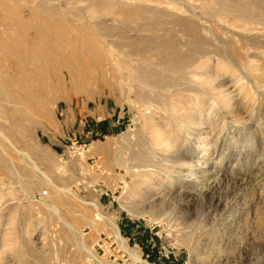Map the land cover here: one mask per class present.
Wrapping results in <instances>:
<instances>
[{
    "label": "rangeland",
    "instance_id": "rangeland-1",
    "mask_svg": "<svg viewBox=\"0 0 264 264\" xmlns=\"http://www.w3.org/2000/svg\"><path fill=\"white\" fill-rule=\"evenodd\" d=\"M220 1L69 0L62 25L25 18L55 87L0 108V264H264V6L226 0L252 10L239 19ZM206 55L209 84L190 78Z\"/></svg>",
    "mask_w": 264,
    "mask_h": 264
},
{
    "label": "bare ground",
    "instance_id": "bare-ground-1",
    "mask_svg": "<svg viewBox=\"0 0 264 264\" xmlns=\"http://www.w3.org/2000/svg\"><path fill=\"white\" fill-rule=\"evenodd\" d=\"M44 1H45L44 3L46 4L45 6L47 8L56 9V10L61 8V7H63V6H65L66 3L69 2V0H44ZM197 1H199V0H197ZM16 2H18V1L17 0H0V13L2 12V14H0V29L7 30V31H10V32H15L14 36H17V38H13V36H8L5 39L2 36H0V108H2L3 110L5 109L7 111L11 110L12 106H15V105L20 104V103H24L22 93L23 94L27 93L28 95L39 94V95H44L47 98H49L50 94L52 92L51 88L55 87V83L54 82H52L48 78L40 77V75H39L40 68H38V66L36 64H37L39 56L41 54V53L39 54L37 50L39 49V47L42 48L41 47V43L39 42L40 39H38V37L36 35H33V37L30 40H28L27 42H22L20 40V38H19L20 37V33H19V31L17 29L18 28H23V27H29L32 24V23H29V21H27L25 18H29V20L30 19H39L38 22H40L41 25L46 26L48 28H53V27H56L58 25H62L61 21L54 17V13L56 12V10L48 11V12L46 11L47 14H48V17L45 18L44 14H40L39 11H35L32 8H29L27 10V12H23L21 10H18L17 6L15 4ZM261 2H262V5L264 6V0H261ZM40 3H41V5H43L42 6V10H40L42 12L43 9H44V3L43 2H40ZM203 3H204V1H203ZM209 4L210 3H208V6H210ZM55 5H58V6L55 7ZM220 5H222L223 8H226V7L229 6L230 7V9H228L229 13H226V14L230 15L233 18L234 17H238L239 19H242V18L249 19V20L253 19L251 17L252 10L249 7H247V4L245 5V3H243V2L233 3V2H228V1L225 0V1H220ZM259 5H257V6L259 7ZM26 6H28V5H26ZM204 6H205V3H204ZM208 6H205V7H207L206 9H208ZM25 8H28V7H25ZM259 11H260V13H258V15L254 16V20H256V22H258L260 24H264V13H263V10L260 7H259ZM206 12H209V11H206ZM252 23H253V21H252ZM34 24L35 23H33V25ZM37 28H38V26H37ZM31 29H33V28H31ZM237 31L238 30H236V32ZM36 33H37V31H36ZM73 40H74L73 38H70L67 41H65V40H62V41L65 42V46H67L68 44L71 45ZM52 46H54V45H52ZM39 51H41V50H39ZM73 55H74V53L57 52V56H61L67 62L69 60H71ZM50 56L52 57V55H50ZM197 58H198V56H197ZM215 60H217V58ZM211 62L213 63V61H212V59H211V57L209 55H206L202 59H198L196 61V63L194 64L195 66H193V68L190 70V73H191L190 76L191 77L188 76V75L186 77L187 78L188 77L193 78L194 81H197L198 83L209 84L210 82L208 81L207 75H205V73H206V67H207L206 65H209ZM58 63H59V61H58ZM215 63H216V61H215ZM210 66H212V64ZM148 67H150V66H147V68ZM84 68L90 70V67H89L87 61L84 62ZM189 68H186V70L189 69ZM222 68L226 72H230L231 71V69L227 68V66H225V65H223ZM257 68L260 71L259 74H261V75L263 74L264 75V68L261 67V65L259 67H257ZM57 69L58 68H56V67L54 68L53 67V74H54L55 77L60 76L58 74L59 72L57 71ZM101 69H104L105 71L111 72V70L108 69L105 65L101 66ZM146 70H148V69H146ZM155 72H156V70H155ZM173 73H175V71H173ZM66 77L68 78V81L73 80V78H74L73 72L68 71V76H66ZM58 79H59V83L60 84H62L64 82L62 77H58ZM143 79H145V81L143 82L144 86L149 87L152 90H157L158 92H160V93H158V96L160 97L161 94L164 92V91L161 92V89L158 90V88H157L158 86H160V82L155 80L151 76H149L147 78L145 77ZM60 80H62V81L60 82ZM237 81H239V80H237ZM149 84H151V85H149ZM169 86H170V84H169ZM166 88L167 87H165L164 90H166ZM167 89L170 90L171 88L170 89L167 88ZM219 90L220 91H218V93H217L219 95V97H220V100H219L220 102L219 103L221 104V106L223 105V107L224 106H229V104H228L229 103L228 102L229 101V95H228L227 90H224V89L223 90L219 89ZM28 98H31V96H29ZM41 100H43V99H41ZM20 106H22V105H20ZM3 110L0 109V113L1 114H2L1 111H3ZM199 116H201V115H199ZM180 117L184 118L185 127H187L188 131H190L192 129L193 124H197V121L193 120V119H190L188 117V115L182 114V115H180ZM7 118L10 121H18L22 117L19 118V116L13 114V115L7 116ZM180 126L183 127L182 125H180ZM178 130H180V129H178ZM180 131L182 132V130H180ZM201 136H202V134H201ZM1 137H3V135ZM168 141L169 140L164 141V145L166 147L164 150L166 152L164 150H162V152L164 153V154L163 153L162 154H163L164 158H166V160L177 161L178 158H180V156L179 155L175 156L176 155V151H175V155H170L172 153H170V154L168 153L169 150L172 152L171 149H168L170 147V144H169ZM11 145L15 148L13 143ZM179 152H180V150H179ZM146 172L147 171H145V173ZM123 246H125L124 243H123ZM135 258L139 260L138 256H136Z\"/></svg>",
    "mask_w": 264,
    "mask_h": 264
}]
</instances>
